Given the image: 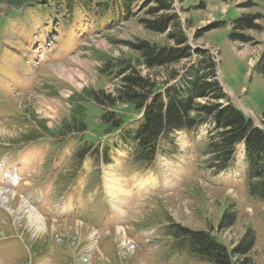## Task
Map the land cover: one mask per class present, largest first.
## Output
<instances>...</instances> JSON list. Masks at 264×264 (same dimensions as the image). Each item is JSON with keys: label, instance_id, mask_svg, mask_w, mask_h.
Masks as SVG:
<instances>
[{"label": "rangeland", "instance_id": "1", "mask_svg": "<svg viewBox=\"0 0 264 264\" xmlns=\"http://www.w3.org/2000/svg\"><path fill=\"white\" fill-rule=\"evenodd\" d=\"M171 1L190 57L166 69L141 66V75L161 88L157 95L185 90L195 72L209 74L201 69L198 52H204L226 97L220 102L264 131V76L256 69L264 51V0ZM136 4L133 12H140L128 21L109 14L98 23V14L75 10L59 23L52 12L31 9L0 23V264H207L176 247L172 225L215 234L228 250L250 229L255 243L247 257L264 264V203L248 195L243 144L225 169L214 167L215 125L206 121L166 134L154 161L143 166L132 160L141 114L113 134L105 133L90 102L79 104L78 116L74 103L84 90L114 93L117 75L99 70L106 61L131 58L129 43L174 46L139 22L150 3ZM6 10L0 3V14ZM243 15H260L258 29L244 32L252 39L247 44L231 39ZM73 118L76 125L64 131ZM106 174L128 192L113 199ZM148 176L152 184L137 188ZM30 208L44 219L43 232L30 226ZM225 213H234L235 222L220 230Z\"/></svg>", "mask_w": 264, "mask_h": 264}, {"label": "trees", "instance_id": "2", "mask_svg": "<svg viewBox=\"0 0 264 264\" xmlns=\"http://www.w3.org/2000/svg\"><path fill=\"white\" fill-rule=\"evenodd\" d=\"M138 1L140 0H0L8 9L4 14H0V23L4 24L6 19L19 17L24 11L31 9L39 10L47 17L49 12H52L59 23L66 22V17H72L75 10L98 14V23L109 14L128 21L131 17L138 16V9L133 12ZM147 2L150 6H143L141 10L145 11L144 17L139 20L142 27L158 35L165 34L174 46H158L140 40L134 44L129 43L131 58L116 62L106 61L99 70L105 76L117 75L119 82L114 93L84 90L83 94L76 98L77 101L74 99V105L80 111L78 116L81 117L84 110L79 104L90 102L100 112V123L105 133L113 134L129 121H133V114H141V124L132 135V160L143 166H148L154 161L159 151V141L166 134L192 130L210 121L215 125L209 144L212 164L220 170L225 169L232 161L237 146L243 144L246 151L245 177L248 195L264 203V131L255 127L251 119L246 118L234 106L228 103L224 106L220 102L226 97L215 80V66L206 54L198 52L203 56L200 61L201 69L203 71L208 67L209 74L195 72L192 79L185 83V90L171 88L164 94L157 95L161 88L149 76H142L139 72L138 68L141 66L149 71L166 69L190 57L182 25L172 10V1ZM259 18L260 15H243L236 20L231 39L243 44L251 42L252 39L244 35V32L258 29L256 21ZM256 69L264 76V51L256 63ZM169 75L168 79H174L173 72ZM198 100H203L204 103H198ZM75 119H72V124H65L63 130L74 127L77 122ZM234 222L235 214L225 213L218 227L220 230L229 229ZM169 235L179 242L175 244L178 249L187 251L201 262L253 264L247 257L255 243L254 233L250 229L231 250L210 232L192 231L172 225Z\"/></svg>", "mask_w": 264, "mask_h": 264}, {"label": "bare ground", "instance_id": "3", "mask_svg": "<svg viewBox=\"0 0 264 264\" xmlns=\"http://www.w3.org/2000/svg\"><path fill=\"white\" fill-rule=\"evenodd\" d=\"M60 72L62 75L67 73L65 70H61ZM68 78L71 80L70 76ZM151 177L148 176L147 178H144L143 180L142 179L139 181L136 180L137 181L136 187L140 189V188L144 187L145 184H149V185L152 184V182H151L152 178ZM104 179L106 182L105 187L107 188L109 194H111L113 199L117 196L118 193H127L128 192L127 190H125V188L123 190V185L120 183L119 179L117 177H115L114 175L110 176L109 174H106V177ZM124 186L126 187V185H124ZM27 218H28L30 226H32L36 230V232L40 233V232H43L45 230V221L36 212V210L34 208H30L28 210Z\"/></svg>", "mask_w": 264, "mask_h": 264}]
</instances>
